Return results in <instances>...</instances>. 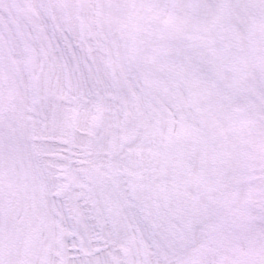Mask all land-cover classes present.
<instances>
[{
    "label": "snow or ice",
    "instance_id": "obj_1",
    "mask_svg": "<svg viewBox=\"0 0 264 264\" xmlns=\"http://www.w3.org/2000/svg\"><path fill=\"white\" fill-rule=\"evenodd\" d=\"M0 264H264V0H0Z\"/></svg>",
    "mask_w": 264,
    "mask_h": 264
}]
</instances>
